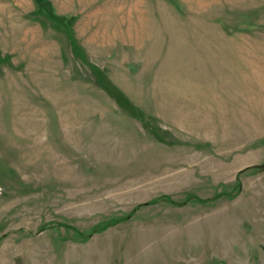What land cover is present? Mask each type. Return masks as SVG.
Here are the masks:
<instances>
[{"label":"rangeland","instance_id":"1","mask_svg":"<svg viewBox=\"0 0 264 264\" xmlns=\"http://www.w3.org/2000/svg\"><path fill=\"white\" fill-rule=\"evenodd\" d=\"M0 264H264V0H0Z\"/></svg>","mask_w":264,"mask_h":264}]
</instances>
